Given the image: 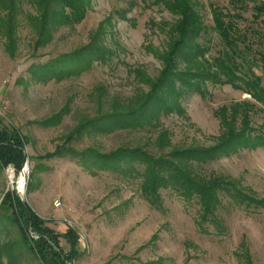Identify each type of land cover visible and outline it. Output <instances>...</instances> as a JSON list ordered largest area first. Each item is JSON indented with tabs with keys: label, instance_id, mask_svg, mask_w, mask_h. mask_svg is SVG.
I'll use <instances>...</instances> for the list:
<instances>
[{
	"label": "rangeland",
	"instance_id": "obj_1",
	"mask_svg": "<svg viewBox=\"0 0 264 264\" xmlns=\"http://www.w3.org/2000/svg\"><path fill=\"white\" fill-rule=\"evenodd\" d=\"M199 1L208 25L213 24L210 3L231 7V0ZM244 1V19L239 20V27L262 29L261 20L253 18V7L264 0ZM23 9L14 55L0 33V129H19L28 142L27 160L19 171L13 165L0 168V207L8 192L16 193L29 203L44 226L59 234L60 244L68 252L71 245L64 234L74 231L79 255L73 264H264V205L246 207L224 200L219 213L224 230L218 231L207 222L199 225L200 209L195 201L184 200L170 188L162 190V209L157 210L142 194L140 175L89 169L80 155L89 148L109 153L138 144L156 152L148 144L155 133L134 129L103 133L89 127L65 143V136L82 119L98 116L101 94L107 102L148 88L134 71L158 75L162 63L154 50H161L167 41L159 25L173 22L175 17L149 1L92 0L82 21L57 28L48 44L36 46L35 34L26 20L32 8L24 2ZM99 29L102 44L111 51L105 62L94 60L80 72L64 74L60 79H43L30 70L33 64L46 63L89 44ZM209 38L207 56L211 57L220 43L212 31ZM252 44V54L264 51V41L258 37ZM256 70L264 73V69ZM205 90L203 95L189 91L182 97L183 115L174 112L161 116L162 128L168 129L174 145L200 149L216 146L222 134L217 111L242 102L256 104L250 110V125L264 133V106L250 94L230 84L212 82ZM102 108H107L106 103ZM64 143L76 153L48 156ZM200 172L233 182L254 200H264L263 147L240 148L204 164ZM22 173L23 192L17 187ZM4 230L0 226V243L8 239ZM0 264L10 263L4 258ZM17 264L39 261L27 254Z\"/></svg>",
	"mask_w": 264,
	"mask_h": 264
},
{
	"label": "trees",
	"instance_id": "obj_2",
	"mask_svg": "<svg viewBox=\"0 0 264 264\" xmlns=\"http://www.w3.org/2000/svg\"><path fill=\"white\" fill-rule=\"evenodd\" d=\"M92 0H0V33L6 39V48L14 55L16 29L19 16L27 2L32 11L26 15L27 23L35 34L36 46L48 44L54 31L65 25H74L84 19ZM167 9L174 17L173 22H162L159 27L166 33V45L154 50L162 63L158 75L151 77L144 71L135 70L141 84L137 92L127 98L114 97L110 100L100 96L98 116L82 119L75 129L65 136L70 143L75 137L91 127L103 133L116 129H134L155 133L148 144L120 147L109 153L89 148L80 153L89 169L98 167L123 174L135 173L142 178V194L157 210L162 209V190L173 189L184 200L199 205V225L210 223L224 230L219 213L223 201L231 204L264 205L238 189L233 182L201 174L200 168L220 156L230 155L240 148H264V133L254 128L250 110L256 106L251 102L224 106L217 114L220 117L222 134L220 143L207 149L180 148L173 144L168 129L162 128L161 116L171 113L184 114L182 97L189 91L205 93L208 82L230 84L250 94L252 99L264 106L263 74L264 51L252 54V39L264 41V1L253 7L254 20H261L262 29L242 30L239 20L244 19V0H231L230 8L209 4L212 25L205 21L199 0H144ZM214 32L220 43L216 55L207 56L211 50L206 40ZM89 44L72 52L64 53L43 64H33L30 70L43 79L64 74L78 73L90 66L94 60L105 62L111 51L102 44V31L95 32ZM205 40V41H203ZM210 44V42H209ZM106 103L107 108L102 110ZM56 118H59L57 116ZM58 145L48 156L76 153L72 148ZM28 142L15 127L0 129V168L13 165L19 171L27 160ZM0 226L8 233V239L0 243V262L4 258L17 264L27 254L39 264H73L78 258V236L69 230L65 235L71 245L65 251L59 234L44 226V221L25 200L16 193L8 192L0 207Z\"/></svg>",
	"mask_w": 264,
	"mask_h": 264
},
{
	"label": "bare ground",
	"instance_id": "obj_3",
	"mask_svg": "<svg viewBox=\"0 0 264 264\" xmlns=\"http://www.w3.org/2000/svg\"><path fill=\"white\" fill-rule=\"evenodd\" d=\"M12 172V171H11ZM12 177H14V174L12 172ZM17 187L23 192L25 190V178H24V174L22 173L20 175V178L17 182ZM25 194V193H24Z\"/></svg>",
	"mask_w": 264,
	"mask_h": 264
},
{
	"label": "built area",
	"instance_id": "obj_4",
	"mask_svg": "<svg viewBox=\"0 0 264 264\" xmlns=\"http://www.w3.org/2000/svg\"><path fill=\"white\" fill-rule=\"evenodd\" d=\"M56 205H57V206H59V205H60V202H59V201H57Z\"/></svg>",
	"mask_w": 264,
	"mask_h": 264
}]
</instances>
